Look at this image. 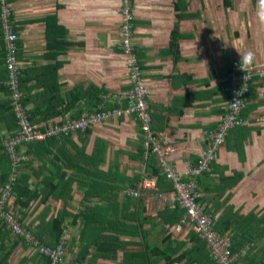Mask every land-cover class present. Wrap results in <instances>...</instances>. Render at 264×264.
I'll list each match as a JSON object with an SVG mask.
<instances>
[{
	"label": "crops",
	"instance_id": "1",
	"mask_svg": "<svg viewBox=\"0 0 264 264\" xmlns=\"http://www.w3.org/2000/svg\"><path fill=\"white\" fill-rule=\"evenodd\" d=\"M168 1L133 0V43L143 71L153 136L175 146L171 162L184 172L198 165L209 147L207 136L218 127L230 97L231 83L224 78L240 59L238 52L224 53L227 43L220 34L211 42L224 59L220 65L212 60L214 55L202 44L207 5L200 1L194 6L192 0H185L190 17L178 22L183 37L178 41L179 59L173 63L167 49L175 11L172 3L170 12L161 10ZM9 2L18 36L21 92L27 96L34 125L45 128L79 112L87 116V106L94 100L93 94L89 96L91 86L106 92L102 95L104 101L110 100L106 108L111 103L116 109L128 106L125 92L131 87L119 46L120 0ZM248 47L244 52L256 50L255 45ZM4 53L0 31V137H9V98L1 84L7 75ZM262 61L263 54L254 65L260 71L264 70ZM248 86L245 121L241 128L228 131L216 160L196 182L201 205L215 218L225 206L241 209L245 202L236 204L239 198L264 199V75L253 76ZM78 88L86 90L80 101H76ZM144 137L138 120L130 115L93 124L85 133L64 140L47 139L43 145L21 148L30 155L28 166L19 173L27 185L22 192L32 198L23 224L40 227L43 241L55 245L50 237L55 227L52 220L61 218L58 243L64 246L65 264H203L206 251L218 264L206 241L184 221V210L158 159L145 147ZM158 177L169 183L159 184L160 193ZM145 178L156 182V190L137 197L127 194ZM15 199L11 197L9 210ZM84 228L88 234L81 238ZM9 238L1 246L0 264H46L32 247L11 234ZM6 252H10L7 258Z\"/></svg>",
	"mask_w": 264,
	"mask_h": 264
},
{
	"label": "built area",
	"instance_id": "2",
	"mask_svg": "<svg viewBox=\"0 0 264 264\" xmlns=\"http://www.w3.org/2000/svg\"><path fill=\"white\" fill-rule=\"evenodd\" d=\"M7 0H0V23L3 29V45L5 51L4 66L6 69V79L1 82L9 91V100L13 112L17 117H20L22 129L19 137L16 139L7 137L5 146L9 154L14 153L15 145L21 140L23 141H42L48 137L60 136L64 134L85 133V131L93 124H100L110 118L126 117L134 115L140 124V128L144 133V144L150 153L158 159L162 174L171 184L176 201L180 208L184 210L185 220L191 226L192 231L206 241L211 255L218 264H233L236 256L232 255L229 247V240L219 236L213 229V220L211 214L206 213L205 207L197 201L199 197L196 192L197 185L195 178L208 170L210 163L215 160L217 151L224 143L225 136L228 131L242 125V120L239 119L240 111L244 104V93L248 87L249 81L255 75L252 70L249 78L243 79L244 73L239 71L237 65L233 67L231 74L224 80H229L231 83L229 95L231 101L225 107L226 113L221 118V123L214 132H210L207 136L209 147L201 154V159L198 165L188 168L185 173L181 174L177 171L175 165L171 162V156L176 152L175 146L163 138H155L151 129L152 117L146 103V85L143 80V71L137 64V58L134 55L133 43V0H120V18H121V35L119 46L125 56L126 71L128 85L131 87L125 92V98L128 101V106L114 110H106L89 117H82L79 120H67L63 124L56 123L47 125L43 131L36 126H31L25 120L24 111L20 103L19 91V69L16 60L17 51V36L12 32L11 24H9L10 8L7 6ZM261 74H264L262 72ZM9 138V139H8ZM14 156H12L13 158ZM13 159H16L15 157ZM25 159V157H24ZM17 163V162H15ZM177 171V172H176ZM150 190H156V185L153 180L143 179L138 184L136 190H130L127 194L137 197L142 193ZM2 201L0 205H4L10 198V186L6 185L3 190ZM0 206V209H1ZM10 212V210H9ZM2 210V214L9 222L14 234L25 235L27 240H31L28 233H24L13 217L12 212ZM64 243V242H63ZM39 252L48 256L49 264H65L64 246L57 244L55 249H50L45 246L38 248Z\"/></svg>",
	"mask_w": 264,
	"mask_h": 264
},
{
	"label": "trees",
	"instance_id": "3",
	"mask_svg": "<svg viewBox=\"0 0 264 264\" xmlns=\"http://www.w3.org/2000/svg\"><path fill=\"white\" fill-rule=\"evenodd\" d=\"M9 1L10 0H7V3H8L7 6H9V8H10L9 24H11L12 32L17 36V33L14 31V25L12 26V23H11V19H12L11 17L12 16H11V7H10ZM251 2H252V5H255L257 0H251ZM172 4H173V10L175 11L176 22L174 23V26H173L172 30L170 31L169 46H168L167 51L171 54L173 63H176L179 59L178 58V54H179V52H178V41L180 38L183 37V35H181V33L179 32L178 22L181 21L182 19H186L190 16L186 13L187 3L185 2V0H173ZM232 6H233L232 0H223V7L225 9L231 8ZM49 18L54 20L53 16H51ZM133 18H134V16H133ZM133 20L131 22L132 28H134ZM0 31H1V34L3 35V29L1 27V23H0ZM17 39H18V36H17ZM16 45H17V41H16ZM135 51L136 50L134 48V55L136 56ZM121 52H122V50H121ZM4 58H5V53H4ZM136 58H137V56H136ZM16 60H17V51H16ZM137 64L140 66L139 68H142L138 59H137ZM235 64L237 65L238 61H236ZM261 75H264V74H261ZM18 82H19L18 86H19V91H20V103H21V106H22L23 111H24L25 120L28 122L29 125L36 126V125H34L33 120H32V116L34 117L33 113L32 112L30 113L27 111V107H26V102H27L26 97L27 96L24 97L23 93L21 92L20 76H19ZM3 87L7 90V88L5 86H3ZM90 88H91V91H89V96L91 94H93L94 100L90 104H88V106H87L88 110L85 113V115H87V116H84V117H89L93 114L102 112L104 109L105 110H111V111L116 109V108H113V107H116L115 103H111V106L106 108L107 106H109L110 100L104 101V99L102 98V95L106 94V92H104L103 89H98V88L93 87V86H91ZM75 91H76V94L78 95V98L76 101H80L82 96L85 94L86 90H83V88H78ZM7 92H8V98H9V91L7 90ZM249 92H250V87L248 86L245 93H244V104L242 106V109H241L240 115H239V119L242 120V123L246 119L245 115H244V107H245L246 97L248 96ZM10 101L11 100H9L8 112H10V114H11V121H10L11 125L7 128V130L10 134L9 137L16 139L20 136L19 133L22 129V125L20 124L21 118L17 117L16 114L13 112ZM230 101H231V99H230V97H228L226 103L223 106V109H225L227 103H229ZM124 102H126V101H124ZM93 109H95V110L93 111ZM149 112H150V109H149ZM225 113H226V111L224 110L222 117ZM245 113H246V110H245ZM150 115H151V112H150ZM82 116H83V114L81 115V112H79L78 114L72 116L73 118H68V119H65L63 121L54 122V123L61 125L67 120H79L82 118ZM54 123H52V124H54ZM220 123H221V121H219L218 126L220 125ZM36 127L39 128L41 131L44 130L43 126L42 127L36 126ZM217 128L218 127H216V129ZM235 128H241V125L238 127H235ZM235 128H233V129H235ZM233 129H231V130H233ZM247 133L249 135L248 131H247ZM73 134H75V133H73ZM78 134H83V133L78 132ZM71 135L72 134L68 133V134H64V135H60V136H52V137L46 138L45 140H47V139L48 140H55V139L64 140V139H67ZM6 138L7 137H0V153H1L0 154V159H1V163H0V202L2 201V196H3L2 190L6 185L10 186V198H9V201H6L4 205H2V206L0 205L1 206V209H0V250H2L1 246L4 245V241L10 239L9 235L11 234L15 238H17L19 241H22L23 243L27 244V246H29V248L32 247L35 250L36 254H38V256L43 257V259L46 261V264H49V261H50L49 257L44 255L42 252H39L38 248L43 247V246L50 248V249L56 248V246L58 244V238L62 232L63 224H62L61 218H59V219L55 218L54 220H52V222L54 223L53 225L55 227L50 232V237L53 239L54 242H52V243L55 245L46 244V242L43 241V230L40 227H35V229L31 228V227H25L23 224V217L27 213L26 208L28 207L32 198H30V197L25 198V195L23 194L22 191L24 189V186L26 187L27 185H26V183H24V181H22V178L19 176V173L21 172V170L24 167L28 166L26 164V162L30 158V155L27 154V152H23V153L21 152V148L27 147V146L32 148V147H36L38 145H43V140L42 141H23V140H21L18 144L15 145L14 153L9 154V152L7 151V146H5V143H4L7 140ZM48 140H47V142H48ZM29 151L30 150H28V152ZM12 156H14L16 159H13L14 157L12 158ZM24 157H25V159H24ZM15 162H17V163H15ZM154 172L156 175L158 174L157 171H154ZM199 177L200 176L195 178V182H197L196 180H198ZM158 178H159V181H158V186H159V184L162 183V181L164 182L165 180L163 178H160V177H158ZM167 184L169 185V183L166 182V185ZM231 184L235 185L236 180L231 179ZM170 187H171V185H170ZM170 189H172V187ZM161 191H162V186L160 185L159 186V193ZM12 196H15L16 199H15L14 204L12 205L13 207H12V210H10V212L13 213V217H14L15 221L17 222V224L20 226L21 230L24 233L30 234L31 240H27L25 238V235L14 234L11 227H10L9 222L6 220L5 216L2 214V210L9 212L8 204H9ZM21 198L23 200H21ZM210 200L212 201V199H210ZM197 201L202 202L201 197H198ZM213 209L215 211L217 209L215 204L213 205ZM208 212H209V210H208ZM211 216H212V220H213V229L215 230V232L219 236L225 237L229 240V243H230L229 250H230L232 255L236 256L233 264H264V242H262V243L260 242V239L264 237V226L262 228L260 227L261 224H264V213H262L261 216L254 214L253 212H249L245 215H242V214H240L239 210H235L232 205H228L222 209L219 217L215 218L214 213H212ZM87 234H88V230H87V228H84L82 230L81 238H82V236H85ZM104 238L105 237H102V239H104ZM109 238H111V240L115 239L113 237H109ZM106 240H107V237H106ZM196 243H197V241H196ZM9 255H10V252H6L4 257L7 258ZM206 255H207L205 258L206 262H203V264H208V263L214 264V262L210 259L207 251H206Z\"/></svg>",
	"mask_w": 264,
	"mask_h": 264
},
{
	"label": "rangeland",
	"instance_id": "4",
	"mask_svg": "<svg viewBox=\"0 0 264 264\" xmlns=\"http://www.w3.org/2000/svg\"><path fill=\"white\" fill-rule=\"evenodd\" d=\"M172 1L173 0H170V2L168 1V4L167 2H164V9L161 10L170 12ZM200 1L206 3L208 10V17H205L207 20V23L205 24L206 27L201 30L205 31V36L202 44L205 46V49H207L209 53H212V55H214L211 58L212 60L217 62V65L221 64L224 57L221 53L218 54L219 49L215 48L214 44L211 41L213 40V37L219 36L220 34L224 35L225 42L227 43V45L223 46L224 53L226 51L229 53L239 52L240 54H243L244 51L247 50V48H251L248 46L252 44L256 47V50L251 49V51L254 50L256 59H258L261 54H263L264 56V26H261L257 22V18L255 15L257 2L255 5H252L251 0H232L233 6L228 9H225L223 7V0H211V3L209 0H192V3L194 6H199L198 4H200ZM215 4L217 5L218 9H215ZM199 52L201 53V55L204 54V50L202 48H200ZM213 52H217V54H214ZM239 53H237L236 55L237 60L240 59ZM259 63L264 62L262 61ZM253 71L255 72V74L259 72V75L264 72V70L260 71L259 68L255 67L253 68ZM126 81L128 86L129 80L127 79ZM177 171L181 174L186 172H182L178 169ZM235 202L238 205H241L242 202H245L243 205H241V209H239V212L242 215L247 214V211L260 213L258 214L259 216L264 213V199H251L248 201H241V198H239L238 201ZM253 206H256L257 208L253 209ZM263 226L264 224L260 225L261 228ZM260 242H264V237L260 239Z\"/></svg>",
	"mask_w": 264,
	"mask_h": 264
},
{
	"label": "clouds",
	"instance_id": "5",
	"mask_svg": "<svg viewBox=\"0 0 264 264\" xmlns=\"http://www.w3.org/2000/svg\"><path fill=\"white\" fill-rule=\"evenodd\" d=\"M255 15L257 18V22L261 26H264V0H257ZM239 55H240V60L237 64V68L239 71L244 73L243 79L246 81L249 78V76H250V74L254 68L255 60H256V54H255V52L249 50V51L244 52L243 54L239 53ZM252 78H251V80H252Z\"/></svg>",
	"mask_w": 264,
	"mask_h": 264
},
{
	"label": "bare ground",
	"instance_id": "6",
	"mask_svg": "<svg viewBox=\"0 0 264 264\" xmlns=\"http://www.w3.org/2000/svg\"><path fill=\"white\" fill-rule=\"evenodd\" d=\"M134 21V20H133ZM124 107V106H123ZM60 124V123H59ZM154 130V129H153ZM226 139V138H225ZM227 140V139H226ZM207 143V142H206ZM224 147V146H223ZM221 150V149H220ZM156 157V156H155ZM216 160V159H215ZM158 161V160H157ZM214 162V161H213ZM158 164V163H157ZM214 164V163H213ZM158 167H160V166H158ZM151 178H153V177H151ZM197 181V180H196ZM156 183V182H155ZM146 193V192H145ZM151 194V193H150ZM153 195V194H152ZM143 196V195H142ZM159 196V195H158ZM141 198V197H140ZM208 247V246H207ZM242 256V255H241Z\"/></svg>",
	"mask_w": 264,
	"mask_h": 264
}]
</instances>
